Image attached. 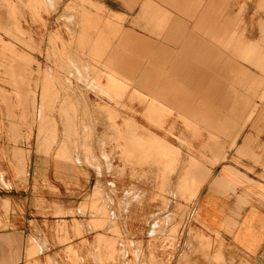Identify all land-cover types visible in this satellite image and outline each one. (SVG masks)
Here are the masks:
<instances>
[{
	"label": "rangeland",
	"instance_id": "obj_1",
	"mask_svg": "<svg viewBox=\"0 0 264 264\" xmlns=\"http://www.w3.org/2000/svg\"><path fill=\"white\" fill-rule=\"evenodd\" d=\"M135 1L0 0V227L8 226L9 209L30 220L21 264L232 263L219 234L202 224L198 199L219 174L248 182L255 166L264 170V154L238 151L254 125L264 141V0H199L193 15L167 0ZM176 15L185 27L208 16L204 27L224 29L223 83L214 85L234 88L236 111L219 107L218 91L213 99L194 91V79L175 83L187 90L182 101H217L218 114L233 118L221 130L176 108L160 124L147 118L152 95L141 84L152 50L129 78L144 100L106 89L107 74L127 78L117 65L126 32L168 26ZM161 69L153 81L158 99L168 85ZM201 80L208 87L211 77ZM127 121L138 135L155 134L176 148L175 161L172 148L161 150L164 159L138 154L137 145L129 151ZM192 159L207 178L189 200L181 188L184 171L194 173ZM225 188L234 194V185Z\"/></svg>",
	"mask_w": 264,
	"mask_h": 264
},
{
	"label": "crops",
	"instance_id": "obj_2",
	"mask_svg": "<svg viewBox=\"0 0 264 264\" xmlns=\"http://www.w3.org/2000/svg\"><path fill=\"white\" fill-rule=\"evenodd\" d=\"M129 1L131 3L136 2L135 0ZM167 2L191 15L195 14L200 6L199 0L197 2L196 0H167ZM208 10L209 8L204 7L202 12L206 13ZM177 17L176 15L173 18L175 22L169 23L168 26L159 24L157 25L159 28H145L146 31H143L142 34H135L130 30L126 32L127 51L124 50L125 52L120 56L122 60L117 63L118 67L124 71V75L127 76V78L123 77L126 78L123 79L126 85L121 81L122 78L119 80L116 75L107 74L106 89L115 90L119 94L128 90L130 98L136 97L144 100L147 97L146 94L136 86L131 85L129 77H134L136 73L138 76L137 69L141 66L140 63H137L138 60L142 57L149 58L148 52L152 50V64L149 63L148 69L143 71L146 79L141 84L152 95H149L150 102L146 107L147 118L153 123L160 124L162 115L170 114L173 108H176L185 113L193 111L199 121L213 126L215 131L221 130V127L231 125L232 117L219 115L220 110L218 108L221 107L223 111H236L231 95L234 88L230 89L229 86L220 88L216 84L214 85V82L223 83L225 69L224 29L223 27H204L209 20L208 16L198 18L197 20H200V22L192 27H185L182 23H178L177 21L181 18ZM161 19L164 20V16ZM169 19L171 20V17ZM238 37H241V35ZM142 41L148 47L153 48L139 49L137 44ZM240 41L241 38H238L236 43L241 48L242 45L245 46V43L242 44ZM249 44L253 45L247 43L246 46L249 47ZM250 48L253 50L254 47L250 46ZM140 51L143 52L140 53ZM158 52L159 55H157ZM157 59H159L158 65L156 64ZM134 63L136 66L133 67ZM157 68H164L159 71V74L162 77V83L168 84L162 89L164 95L161 96V99L154 97L153 81L158 73ZM205 76L211 77V81L208 87L202 88L199 82H203L204 80H201V77L204 78ZM214 78L217 80H214ZM192 79L198 85L194 91H200L203 95H205L204 91L210 93L209 96L205 97L213 99L218 91L220 96L216 98L220 99V102L223 101L221 105L218 107L217 101H208L202 99L201 96L199 98L197 96L194 103L182 101L180 95L187 90L181 91L182 87L175 85V83H190L193 81ZM191 107H195V109L192 110ZM204 113L208 116L204 117ZM262 113L264 111H260V115ZM182 115L179 116L184 117ZM256 126H252L248 133L240 138L239 152H246L250 148V151H254L256 154H264V151L262 152L264 141L257 139L255 135ZM127 129L128 132L125 138L129 151L137 145L139 146L136 151L138 154L164 159L163 148H172L174 157L170 159V162L175 161L176 148L166 140L152 133L143 136L138 135L136 127L130 121ZM236 129L237 127L234 131ZM211 134L214 135V133ZM229 134L236 137L238 132L236 131L232 135ZM233 144L234 141L231 145ZM15 160L17 161V158ZM191 164L194 173L190 174V171H184V185L181 188L182 194L189 200L197 196L201 185L207 178V173L203 171V166L198 160L192 159ZM248 164L252 166V161L250 160ZM247 178L248 182L238 180L236 177L230 181L228 180L230 178L219 174L211 179L206 187L202 188L198 199L201 222L205 228L219 234V238L223 240L224 244L223 252L232 262L230 264H264V170L255 166L254 172L249 171ZM232 185L235 189L233 195L225 192V187ZM24 213L18 216L14 213V209H9L7 216H5L8 226L5 229L0 227V264H21L22 260L25 259L23 250L24 245H26L25 235L29 230L30 220L23 216Z\"/></svg>",
	"mask_w": 264,
	"mask_h": 264
},
{
	"label": "bare ground",
	"instance_id": "obj_3",
	"mask_svg": "<svg viewBox=\"0 0 264 264\" xmlns=\"http://www.w3.org/2000/svg\"><path fill=\"white\" fill-rule=\"evenodd\" d=\"M1 7H2V6H1ZM7 10H8V9H7ZM10 10H11V9H10ZM8 11H9V10H8ZM15 18H16V17L14 16V18H12V19H15ZM9 19H10V18H9ZM16 19H17V18H16ZM4 20H5V19H4ZM13 21H15V20H13ZM10 22H11V21H10ZM15 23H16V21H15ZM15 23H14L13 25H15L16 28H18V26L20 27L21 24H20V25H17V24H15ZM17 23H18V22H17ZM8 24H9V23H8ZM18 24H19V23H18ZM13 25H12V26H13ZM12 26H11V27H12ZM21 29H22V28H21ZM21 29H20V30H21ZM18 30H19V29H18ZM20 30H19V31H20ZM15 32H16V31H15ZM239 46H240V45H239ZM125 51H127V50H125ZM16 52H17V51H16ZM17 53H18V52H17ZM130 53H131V52H130ZM248 53H249V52H248ZM125 57H127V56H125ZM24 59H25L24 57H21V63L24 62ZM137 63H138V62H137ZM130 64H131V63H130ZM127 65H128V64H127ZM129 66H132V65H129ZM134 66H136L135 63L133 64V67H134ZM21 67H24V66H21ZM133 67H132V68H133ZM126 69H127V67H126ZM129 69H131V68H129ZM133 69H134V68H133ZM133 69H131V70H133ZM136 69H137V68H136ZM127 71H128V70H127ZM130 72H131V71H130ZM133 72H134V71H133ZM137 72H138V71H137ZM154 72H155V71H154ZM128 73H129V72H128ZM135 73H136V71H135ZM130 74H131V73H130ZM136 74H137V73H136ZM128 77H129V76H128ZM116 78H117V77H116ZM129 78H130V77H129ZM45 79H46V78H45ZM117 79H118V78H117ZM123 79L125 80L126 78H122L121 81H123ZM119 80H120V79H119ZM117 81H118V80H117ZM149 81H150V80H149ZM117 83H118V82H117ZM123 84H125L124 81H123ZM53 85H54V84H53ZM125 85H126V84H125ZM122 86H123V85H122ZM46 87H47V86H46ZM52 87H53V86H52ZM125 87H126V86H125ZM123 89H125V88H123ZM122 91H123V90H122ZM127 91H128V90H127ZM140 91H141V90H140ZM145 91H146V90H145ZM152 91H153V90H152ZM141 92H142V91H141ZM141 92H140V93H141ZM140 93H139V94H140ZM236 93H237V92H236ZM128 96H129V95H128ZM145 96H146V95H145ZM131 97H132V96H131ZM42 99H43V98H42ZM143 99H144V98H143ZM85 106H86V105H85ZM82 110H83V109H82ZM197 110H198V109H197ZM197 110H196V111H197ZM196 111H195V112H196ZM218 116H219V115H218ZM218 118H219V117H218ZM216 119H217V118H216ZM217 120H218V119H217Z\"/></svg>",
	"mask_w": 264,
	"mask_h": 264
}]
</instances>
